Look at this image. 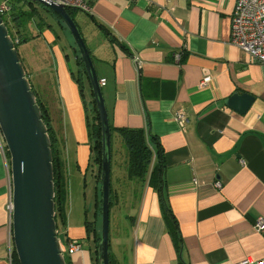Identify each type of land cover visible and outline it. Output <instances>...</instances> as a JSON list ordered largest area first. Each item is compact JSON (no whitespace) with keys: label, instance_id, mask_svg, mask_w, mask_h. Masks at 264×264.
<instances>
[{"label":"crops","instance_id":"0c3cea01","mask_svg":"<svg viewBox=\"0 0 264 264\" xmlns=\"http://www.w3.org/2000/svg\"><path fill=\"white\" fill-rule=\"evenodd\" d=\"M234 2L89 0L88 10L78 9L88 22L75 18L78 10L72 15L98 79L105 80L101 89L109 123L143 128L163 149L162 182L156 188L127 174L130 183L121 189V177L110 162L113 264H240L244 259H249L246 264H264V230L253 226L257 217L264 218V64L230 42ZM58 29L62 46L51 28L44 32L47 67L38 70L31 60L25 63L21 55L20 60L48 107L53 131H63L59 140L68 173L80 178L89 164L90 142L71 75L78 68V52L69 33ZM95 30L102 32V40ZM39 72L45 75L48 93L40 92L42 80L35 79ZM206 74L211 80L200 85ZM83 91L90 99L88 85ZM235 92L253 96L244 114L225 102ZM177 112L184 114L183 128L175 120ZM5 150L0 132V264H11V181ZM158 189L176 219L180 245L164 221ZM121 203H130L128 227L116 215ZM64 221L67 238L81 244L69 253L72 264H94L84 222L70 214Z\"/></svg>","mask_w":264,"mask_h":264},{"label":"water","instance_id":"95a60500","mask_svg":"<svg viewBox=\"0 0 264 264\" xmlns=\"http://www.w3.org/2000/svg\"><path fill=\"white\" fill-rule=\"evenodd\" d=\"M29 1L39 2L60 18L85 67L101 133L100 239L96 248V264H109L111 128L95 65L79 27L64 5L51 0ZM225 102L236 112L244 114L251 106L253 96L248 92H235ZM0 132L9 154L11 239L18 261L20 264H66L55 220L50 137L36 94L2 14Z\"/></svg>","mask_w":264,"mask_h":264},{"label":"trees","instance_id":"16d2710c","mask_svg":"<svg viewBox=\"0 0 264 264\" xmlns=\"http://www.w3.org/2000/svg\"><path fill=\"white\" fill-rule=\"evenodd\" d=\"M29 4L31 1L25 0ZM0 2H5L7 6V10L3 13V15H9V19L13 21L18 18L23 11L21 6L19 5L20 0H0ZM46 8V7H45ZM48 11L49 9L46 8ZM77 8L67 7L68 13L71 15L77 11ZM51 11V10H50ZM52 12V11H51ZM53 13V12H52ZM54 14V13H53ZM2 15V16H3ZM55 21L60 28H63L65 31H68L66 26L60 20V18L54 14ZM4 20V18H3ZM5 24L6 21L4 20ZM7 26V25H6ZM8 28V26H7ZM17 30V32H16ZM15 32L8 28V32L12 39L15 42V45L18 49V45L20 43L26 42L31 37L26 36L24 33H19V29H16ZM70 35V33H69ZM71 36V35H70ZM78 52V51H77ZM181 59V58H180ZM179 59V61H180ZM78 68L76 70H71V75L76 82L79 90V94L81 96V100L83 103V107L85 110L86 123L88 128L89 142H90V159L89 166H94V178L96 182V186L94 188V199H95V208H94V219L92 221H85V238H91L92 241V261L96 264V255H97V244L100 239V227L96 231L95 223L97 215L100 216L101 212V191H100V163H101V133H100V124L97 113V108L95 102L93 100V96L91 93L90 85L86 76L85 67L82 59L79 56L77 58ZM86 81V83H85ZM32 85V84H31ZM88 85L89 93L91 98H84V86ZM32 90L36 94V101L40 107V111L42 114V119L47 127V132L51 141V152H52V163H53V171H54V207H55V220L57 228L59 229V225L65 226V211H64V198L66 197V187H65V170H64V158L62 155V147L61 142L57 138L55 132L53 131L52 124L50 122V113L47 105L37 96L36 91ZM142 98H144L143 93H141ZM111 135L113 132H117L121 135L126 148L128 149V167L127 173L129 178H135L140 180L141 182H147L149 185L159 187L162 182V172L164 167V157H163V149L159 144L158 138L149 133L143 128H129V127H113L110 124ZM6 151V155L9 158V154ZM155 158V161L153 162ZM160 194V207L162 213L164 214V221L172 240L174 243H179L180 245V235L176 225V219L172 214L171 210L168 208V205L162 195V190L158 189ZM110 205H111V191H110ZM66 243L69 240L65 233ZM110 249V243H109ZM66 264H72L69 259V253H64ZM11 264H20L17 258V255L14 249L11 250ZM109 264H113L111 252L109 250Z\"/></svg>","mask_w":264,"mask_h":264},{"label":"rangeland","instance_id":"374dc122","mask_svg":"<svg viewBox=\"0 0 264 264\" xmlns=\"http://www.w3.org/2000/svg\"><path fill=\"white\" fill-rule=\"evenodd\" d=\"M19 5L23 9L24 12L20 14V16L13 21L9 19V15H3L4 20L6 21V25L9 29L15 32L16 29H19V33H24L26 36H30L31 38L26 42L20 43L18 45V53L19 57L21 55V60L25 63H29L31 60V64L38 68V70L43 69L44 66L47 67L45 61L48 60V38L45 37L44 32L51 28L55 33L56 43L59 46L64 45L62 41L63 34L60 29H58V25L55 21V16L50 10H46V8L40 4L39 2H32L29 4L25 0H20ZM81 18L89 21L86 17L85 13L81 10L77 11L75 18ZM93 29V26L90 25ZM87 30H84V34ZM96 31V30H95ZM17 32V30H16ZM96 35L98 36V40H102V32L96 31ZM45 58V59H43ZM22 62V61H21ZM35 79L42 80V86L40 92L45 91L48 93V85L43 81L45 79V75L43 72H39ZM37 86V87H38ZM48 95V94H47ZM48 98V96H47ZM48 100V99H47ZM55 120L56 118L53 117ZM56 130H59L55 127ZM55 134L58 139L63 138V131H55ZM111 155H112V172L117 174L118 177H121L118 180L119 185H122L123 190H126L129 185V179H127V167H128V149L126 148L124 141L119 133L113 132L111 135ZM92 166L86 168L85 174L82 177H76L73 173L72 175L68 173V166L64 163V170L66 175L65 187H66V197L64 198V211L65 214H70L71 216H78L82 222L92 221L94 217V193H95V185L94 176L90 173ZM113 184L115 185L117 181H115V177L113 176ZM135 181V180H134ZM130 203L124 205L121 203L120 208L118 209L116 215L118 221L128 227V223L125 221V217L128 215L130 209ZM112 206H109V218L114 219L112 217L113 211ZM100 227V216L97 215V229ZM85 228V227H84ZM111 233V228H110ZM58 234L60 240L63 244L66 243L65 237V227L63 225H59ZM83 242V241H82ZM84 245L89 246L88 242H83ZM67 254V253H66Z\"/></svg>","mask_w":264,"mask_h":264},{"label":"built area","instance_id":"2783aa9c","mask_svg":"<svg viewBox=\"0 0 264 264\" xmlns=\"http://www.w3.org/2000/svg\"><path fill=\"white\" fill-rule=\"evenodd\" d=\"M50 1V0H47ZM57 4H62L66 8L72 7L81 10H88L89 0H51ZM7 10L5 2H0V14ZM16 42V41H15ZM230 42L236 45L241 50L247 52L253 60L264 64V0H235L233 11L231 14L230 27ZM180 56H176L178 60ZM211 80V76L206 74L202 77L200 85H207ZM98 83L103 86L105 80L99 79ZM175 120L179 126L183 128L185 121L184 114L177 112ZM9 171V168H7ZM10 175V172H9ZM214 185L220 188L221 184L216 181ZM11 195L9 200V212L11 219ZM254 228L257 232L264 230V218L259 216L254 222ZM62 243V242H61ZM81 244L76 240H68L67 243H62L64 253H70L80 248ZM11 252V246H10ZM11 260V257H10ZM249 259H244L240 264H246Z\"/></svg>","mask_w":264,"mask_h":264},{"label":"flooded vegetation","instance_id":"af4514ba","mask_svg":"<svg viewBox=\"0 0 264 264\" xmlns=\"http://www.w3.org/2000/svg\"><path fill=\"white\" fill-rule=\"evenodd\" d=\"M28 1V0H27ZM30 2V1H29ZM32 3V2H31Z\"/></svg>","mask_w":264,"mask_h":264}]
</instances>
